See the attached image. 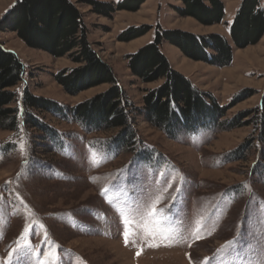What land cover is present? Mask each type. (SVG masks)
Returning <instances> with one entry per match:
<instances>
[{
	"label": "rangeland",
	"instance_id": "374dc122",
	"mask_svg": "<svg viewBox=\"0 0 264 264\" xmlns=\"http://www.w3.org/2000/svg\"><path fill=\"white\" fill-rule=\"evenodd\" d=\"M17 1L0 0V23ZM71 1L89 41L141 110L146 92L163 80L144 82L128 56L165 30L220 34L232 43L230 26L242 0H222L224 18L213 25L179 14L182 0H145L135 10L118 9L123 0H94L113 6L108 15L90 0ZM6 26L0 43L25 71L10 105L17 108L15 128H0V264H264V144L252 124L172 138L137 111V150L148 151H117L107 145L117 130L87 132L70 117L28 109L23 97L28 90L73 107L110 84L69 94L55 75L81 64L27 45ZM132 26L150 30L119 39ZM233 48L231 64L220 67L188 57L168 40L160 44L171 66L221 105L250 92L226 119L257 108L264 94V34L255 44ZM32 116L54 133L32 126ZM248 139L243 158L235 157ZM23 246L29 255L18 253Z\"/></svg>",
	"mask_w": 264,
	"mask_h": 264
},
{
	"label": "trees",
	"instance_id": "16d2710c",
	"mask_svg": "<svg viewBox=\"0 0 264 264\" xmlns=\"http://www.w3.org/2000/svg\"><path fill=\"white\" fill-rule=\"evenodd\" d=\"M145 0H123L118 9L135 10ZM183 7L177 11L182 16H192L205 25L221 23L224 18L222 0H182ZM99 14L108 15L113 9L110 3L90 0ZM7 23L6 29L14 30L29 46L61 57L69 55L76 68L62 70L55 79L72 95L101 84L110 87L94 98L73 107L36 96L24 91V105L28 109L53 112L64 120L68 117L79 123L87 132L113 131L117 133L107 145L117 151H133L139 147V136L134 126V112H139L155 127L168 136L177 138L180 133L197 134L204 130L231 129L252 124L259 131V140L264 144V94L261 105L255 109L239 112L234 118L226 119L227 111L250 96L242 92L230 104L221 105L215 96L196 87L185 75L174 69L167 56L160 50L163 40L180 47L194 60H202L220 67L232 62L233 47L244 48L257 43L264 34V10L259 0H242L230 26L232 43L220 34L197 36L181 30L158 32L155 39L139 51L128 56L133 74L144 82L163 80V83L146 92L143 108L137 109L126 92L118 84L111 66L99 56L88 39V30L83 15L71 0H18L12 10L0 23ZM150 30L149 26L130 27L119 39L130 41ZM25 68L19 57L0 43V128L14 129L17 108L10 105L16 98L13 88L22 79ZM225 118V119H224ZM247 119V120H245ZM32 126L54 133L33 116L28 120ZM246 140L233 155L243 158V152L250 147ZM137 150L138 155L147 152ZM142 157V156H141Z\"/></svg>",
	"mask_w": 264,
	"mask_h": 264
},
{
	"label": "snow or ice",
	"instance_id": "6c2138e0",
	"mask_svg": "<svg viewBox=\"0 0 264 264\" xmlns=\"http://www.w3.org/2000/svg\"><path fill=\"white\" fill-rule=\"evenodd\" d=\"M153 211H155V209H153ZM128 236H129V233H125V242L127 243L128 242ZM165 238H169L167 235L165 236ZM231 243H234V242H229V244H226L225 247H229ZM152 246H157V245H152ZM28 249V246H23L21 249H18V253L21 255V256H27L29 255L30 253L27 251ZM208 259L210 258H205V260L207 261Z\"/></svg>",
	"mask_w": 264,
	"mask_h": 264
}]
</instances>
